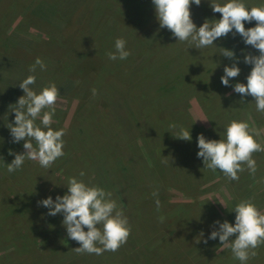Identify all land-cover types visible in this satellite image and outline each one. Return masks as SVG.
<instances>
[{
	"label": "rangeland",
	"instance_id": "374dc122",
	"mask_svg": "<svg viewBox=\"0 0 264 264\" xmlns=\"http://www.w3.org/2000/svg\"><path fill=\"white\" fill-rule=\"evenodd\" d=\"M40 1L0 0V45L3 38L11 42L0 50V153L24 152V142L13 143L8 128L15 119L14 105L24 95L19 83L35 75V92L51 83L59 90L51 127L64 129L65 155L49 168L26 159L19 170L8 173L5 165L14 156L1 161L0 154V264H241L218 238L203 241L218 230L214 222L234 225L241 201H250L264 214V151L253 154L254 175L245 165L239 179L230 181L219 170L204 168L198 147L177 139L176 133L180 127L190 135L204 129L210 133L204 132L206 139H223L227 123L221 125V120L230 118L257 129L254 139L264 148V113L256 111L253 98L233 90L219 95L226 89L220 80L223 68L236 63L240 83L246 84L252 66L243 62L244 55L256 56L257 50L229 33L207 48L182 42L179 52L146 65L147 54L139 52L142 41L161 43L159 33L166 29L159 26L152 0H134L124 11L114 0H66L59 14L75 11L72 33L73 26L60 32L52 16L42 18ZM226 2L191 5L192 21L200 27L206 20H219L210 5ZM243 3L260 7L264 0ZM244 27H255V22ZM118 38L131 54L112 61L107 53L115 51ZM169 39L176 40L173 35ZM220 49L233 51L234 59L222 56ZM37 58L46 70L37 66L35 73L29 72ZM205 97L211 111L204 109ZM172 124L177 127L170 128ZM69 177L112 194L131 229L118 251L77 253L80 245L67 237L62 214L47 216L49 209L39 205L66 194ZM255 251L246 264H264V243Z\"/></svg>",
	"mask_w": 264,
	"mask_h": 264
},
{
	"label": "clouds",
	"instance_id": "9594fccd",
	"mask_svg": "<svg viewBox=\"0 0 264 264\" xmlns=\"http://www.w3.org/2000/svg\"><path fill=\"white\" fill-rule=\"evenodd\" d=\"M152 4L160 28L169 30L179 42H187L201 49L212 47L218 38L233 33L238 34L246 46L257 50L259 55H244L243 62L252 66L246 84L236 83L232 87L242 98L251 96L256 111L264 113V5L248 8L243 0H227L223 5L213 3L210 7L214 13L220 14V19L206 20L197 27L191 19L190 7L193 4L199 6L201 0H152ZM253 21L255 27L245 29L244 24ZM114 48V52L107 53L109 60H126L131 54L126 50V41L122 38L115 40ZM220 50L222 56L234 59L233 51ZM37 66L41 71L46 70L45 63L37 58L29 72L35 73ZM223 73L221 84L228 87L230 78L238 77L240 69L233 63L230 67L225 66ZM35 82L36 76L29 75L18 85L24 95L14 105L15 119L8 129L13 143L24 142V152L16 154L9 151L14 159L5 165L8 173L19 170L26 159L38 161L40 167L49 168L65 155L62 139L65 131L51 127L55 114L53 106L59 90L51 83L37 93L31 87ZM92 94H97L96 89H92ZM241 101L244 102L243 99ZM37 118L40 119L39 125ZM169 127L175 129L177 126L172 124ZM255 134H258V130L250 129L247 122L233 120L222 132L223 139L208 140L203 134L197 136V158H202L204 168L213 172L219 170L230 181L239 179L238 173L245 170V165L254 175L257 167L253 154L264 151L254 139ZM176 138L190 141L189 129L180 127ZM83 175L81 172L80 176ZM66 188V194L57 196L55 201L48 197L38 203L49 209V216L62 214L67 237L80 245L74 250L79 254L95 255L118 251L127 242L131 229L127 217L122 210H118L116 201L111 199L112 194L99 187H90L75 177L68 178ZM152 195L158 196V192ZM155 203L159 210L160 201L157 199ZM234 213V225L227 221L214 222L218 230L212 231L203 242L218 238L222 246L231 249L235 259L246 264L250 257L257 255L255 249L264 243V214L250 201L238 203ZM160 219L163 221L164 218ZM233 236L235 239L230 240Z\"/></svg>",
	"mask_w": 264,
	"mask_h": 264
},
{
	"label": "trees",
	"instance_id": "16d2710c",
	"mask_svg": "<svg viewBox=\"0 0 264 264\" xmlns=\"http://www.w3.org/2000/svg\"><path fill=\"white\" fill-rule=\"evenodd\" d=\"M115 2L114 3H117V2H119L120 3V5H119V7H122V11H124V9L125 8H127V9H130V8H132L131 7V5H134L133 3H134V0H114ZM62 2H66V0H44V1H40V3L38 4V6H37V10H40V11H42V18H44V19H46V17H44V15H48L49 17L50 16H52V18H53V20L55 21H53V22H51V23H54V24H56V28L57 29H60V32L62 31V30H64V29H66V30H70L69 29V27H71V26H73L72 28H71V33H72V31H74L75 29H76V25L74 26L73 25V23H74V20L72 19V15H73V17L75 16L73 13L75 12H68V14L67 15H62V14H64L63 12H61V14H59L60 13V11H61V8H63L62 7ZM71 2V0H68V4ZM22 3H24V2H22ZM132 3V4H131ZM61 6V7H60ZM44 11H45V13H44ZM44 14V15H43ZM59 14V15H58ZM51 18V17H50ZM38 20H40L39 18H38ZM145 21H146V19H145ZM36 23L38 24L39 23V21H36V22H34L32 25H36ZM130 23H133L132 21L130 22ZM0 37H1V33H0ZM170 37H172V33L169 31V30H167V29H165V30H162L160 33H159V36H158V38L162 41L161 43H157L156 45H148V44H146V43H144L143 41H142V47H140L139 48V52L140 53H143V51H144V53H146L147 55H146V58L143 60V62L147 65V64H152V63H154V62H157L158 60H160L161 59V61L162 60H164V58H169V57H171L170 55H172L173 53H174V51L176 50V51H178L179 52V48H178V45H181L182 44V42H179V41H177V40H174V39H172V40H170L169 38ZM168 39V40H167ZM3 41H4V46L1 44L0 45V50H2L1 52H3V50L4 49H8L10 46H8L9 44H11V42H10V39L9 38H3ZM177 43H179V44H177ZM103 49L104 48H102L101 49V52H103ZM7 51V50H6ZM99 51V49H96V52H98ZM138 53V52H137ZM256 53V55H259V53H258V51H256L255 52ZM160 56V58H158ZM144 58V57H143ZM158 58V59H157ZM191 63H193V61L191 62ZM164 65L166 64V63H163ZM232 66V65H231ZM229 67H230V65H229ZM162 77H164V76H162ZM240 78H239V76L238 77H236V78H230V80H229V85L230 86H228V87H226V89L224 90L225 91V93H223V91L219 94V95H223L224 96V94H226V93H228V92H231L232 90H233V87H232V85H235L236 83H240ZM158 81V80H157ZM159 88H161V90L160 91H162V87L160 86ZM213 89H215V88H213ZM163 92V91H162ZM206 92H208V91H206ZM219 93V92H218ZM218 93H213L211 96L212 97H214V98H218ZM232 95V94H231ZM236 96V95H235ZM238 96V95H237ZM232 97V96H231ZM231 97H228V100H230V98ZM202 101H203V99H202ZM210 100L208 99V97H205L204 98V102H205V104H204V109H205V111L207 112V110H212V109H210V107H209V105H207L206 104V102H209ZM229 101H227V103H228ZM226 103V104H227ZM232 104H233V102H232ZM253 107V105L251 106V105H249V108H252ZM230 108V107H229ZM163 109H165V107L163 108ZM231 109V108H230ZM215 110H216V108H215ZM214 110V111H215ZM252 117H254V121H255V123L257 124V122L258 121H256L257 120V117L254 115V116H252ZM215 118V117H214ZM233 121V120H232ZM221 122H222V124L221 125H223V124H225V123H227V125L231 122V120H230V118L226 121L225 119H223V120H221ZM220 122V123H221ZM259 123V122H258ZM220 125V124H219ZM221 125H220V127H221ZM226 125V126H227ZM193 128L194 127H197V128H201L200 126H197V125H195L194 123L191 125ZM226 128V127H225ZM225 128H222V130H224ZM193 131H196V133L195 134H193V135H191V138H192V141L190 140V141H187V143H189V144H194V146H197V136L198 135H200V134H203L204 135V132H206L207 134H209L210 135V133H208L206 130H204V129H199V130H197V129H194ZM221 131V130H220ZM219 131V132H220ZM173 139V138H172ZM174 140V139H173ZM14 148H15V146H14ZM196 149H197V147H196ZM13 153H14V149H13V151H12ZM1 154V156L5 159V160H1V161H6L7 159L8 160H12L13 159V155H9V152L8 151H6V150H4V152L3 153H0ZM25 206H27L28 205V203H25L24 204ZM47 216H49V215H47Z\"/></svg>",
	"mask_w": 264,
	"mask_h": 264
}]
</instances>
